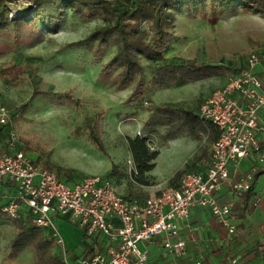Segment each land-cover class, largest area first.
Segmentation results:
<instances>
[{
	"label": "rangeland",
	"instance_id": "1",
	"mask_svg": "<svg viewBox=\"0 0 264 264\" xmlns=\"http://www.w3.org/2000/svg\"><path fill=\"white\" fill-rule=\"evenodd\" d=\"M4 7L10 26L0 29V101L11 113L19 146L33 159H42L70 184L85 176H99L109 180L120 194L135 196H148L150 191L170 185L178 170L194 167L191 163L209 149L210 142L202 134L193 137L186 132L181 136L188 137L190 143L181 138L167 139L165 127H145L148 115L157 105L198 111L203 97L224 86L232 70L243 67L250 53L258 52L264 61V15L239 6L222 11L210 4H182L174 12L165 55L174 62H204L225 69L185 85L155 87L149 84L151 69L143 61L146 89L143 95L134 96L136 79L122 86L115 77L118 70L111 75L102 72V66L117 51L112 39L99 60L94 57L95 48L65 47L103 25L97 13L88 18L81 14L83 9L60 13L55 6H48L43 18L26 23L22 19L33 9L31 0L7 2ZM53 18L55 21H50ZM35 91L38 93L33 96ZM26 102L28 107L19 110ZM172 124L178 126V122ZM98 125L102 129L94 139L91 133ZM136 135L146 136L150 150L160 152L155 168L146 173L150 184L143 186L135 180L127 140ZM1 140L5 142L7 135ZM189 156L192 159L184 166ZM259 192L264 197V177L259 181ZM3 197L0 192V208ZM260 208L257 216L263 214ZM255 218L249 216L244 227L234 223L236 230L229 234L235 241L225 256L214 257V264H264V248L260 245L264 233ZM55 220L63 236L70 238L67 242L74 245L70 249L80 252L83 235L79 228L63 217ZM15 236V225L0 217V264H37L33 248L13 251ZM200 260L209 264L205 258ZM68 261L73 263L70 256Z\"/></svg>",
	"mask_w": 264,
	"mask_h": 264
},
{
	"label": "built area",
	"instance_id": "2",
	"mask_svg": "<svg viewBox=\"0 0 264 264\" xmlns=\"http://www.w3.org/2000/svg\"><path fill=\"white\" fill-rule=\"evenodd\" d=\"M203 120L214 123L219 138L211 146L210 165L201 171H187L178 186L145 198L120 194L109 180L85 176L73 184L33 159L19 146V134L12 127L9 109L0 101V128L7 129L6 149L0 144V183L9 182L16 195L2 207L8 216L20 219L30 212V225L45 228L56 241V253L67 264L69 251L55 217L79 227L87 238L103 241L102 249L81 255L78 264H147L145 243L161 238L165 254H187L180 238L179 221H187L196 207L207 208L230 234L236 230L232 207L218 199L226 183L237 198L252 186L258 164H264V149L258 137L264 135V61L258 52L246 58L244 68L226 84L215 89L199 110ZM252 158L254 166L237 173L241 162ZM193 264H204L196 260Z\"/></svg>",
	"mask_w": 264,
	"mask_h": 264
},
{
	"label": "trees",
	"instance_id": "3",
	"mask_svg": "<svg viewBox=\"0 0 264 264\" xmlns=\"http://www.w3.org/2000/svg\"><path fill=\"white\" fill-rule=\"evenodd\" d=\"M15 0H0V29L7 30L10 26L9 12L4 7L7 2ZM33 9L23 22L30 23L37 18H43L45 7L55 6L60 13L73 9L82 10L83 16L92 18L96 13L102 19L103 25L97 27L89 36L84 39L70 42L66 48L76 45H85L95 48L94 57L96 60L102 58L105 48L112 39L117 45L114 56L102 66V72L106 75L115 73L119 85H130L136 79L134 96L143 95L144 65L143 61L151 69L149 84L155 87L166 85H185L189 82L210 78L221 74L225 69L223 65H214L195 61H170L165 52L169 46L171 26L175 19L174 12H178L182 4L186 7L192 3L207 4L213 9L229 10L237 6L244 10L264 15V0H31ZM55 21V19H50ZM15 24L18 20L14 21ZM243 67L233 69V74L241 71ZM38 92L35 91V96ZM29 102L18 107L19 110L27 108ZM201 105V103H200ZM200 107V106H199ZM199 110V109H198ZM178 122L173 126L172 123ZM165 127L166 138L173 139L186 132L188 136L197 137L199 134H208L209 139L215 142L220 131L218 127L207 120H203L196 110L180 109L170 106L157 105L148 115L146 128ZM4 128H1L3 130ZM102 127L97 126L96 131L91 133L97 138ZM128 145L134 161V177L140 184H150L146 175L156 166L158 150H150L147 145V137L136 135L128 137ZM264 149V142H261ZM187 169L179 170L172 179L178 181ZM264 176V165L255 173L251 188L245 193L242 203L237 209L243 212H253L258 201L254 186L258 178ZM0 217L11 221L16 227V236L13 241V251L18 252L26 247H31L36 252L37 264H67L54 252L56 241L50 233L42 227L28 223L31 215L25 210L22 218L15 219L8 216L0 208ZM264 233V223L261 224ZM264 248V239L260 243Z\"/></svg>",
	"mask_w": 264,
	"mask_h": 264
},
{
	"label": "crops",
	"instance_id": "4",
	"mask_svg": "<svg viewBox=\"0 0 264 264\" xmlns=\"http://www.w3.org/2000/svg\"><path fill=\"white\" fill-rule=\"evenodd\" d=\"M210 94H208L206 97H203L202 101H204ZM4 134L7 135V129L1 130L0 128V144L3 149H6L7 141L5 140V142H3V140H1V137H3ZM201 134L209 139L208 134H204V133H201ZM258 137L261 140V142H264L263 132H259ZM177 138H181L180 140L181 141L184 140L185 143H190L189 140H187L188 137L179 136ZM177 138H173L172 141H175ZM209 142H210L209 149L207 151H204L200 155H197L196 156L197 159L193 160V162L191 163V164H194V167L188 169L187 171H201V170L206 169L210 165L211 146L214 142H212L210 139H209ZM17 149H21V147L17 146ZM190 159H192L191 156H189V159L187 158V160L184 162V166L188 163ZM254 164L255 162L252 160V158L248 157L244 159L241 162L237 170V173L243 174V173L248 172L254 166ZM263 165L264 164H258V169ZM174 176H172L171 179ZM262 177L258 178L254 186V191L257 193V197L259 199L256 204L257 205L256 209L251 213L243 212L237 209L236 206L242 203L246 194L244 193V195L241 198H237L234 195L233 191L231 190L229 183H226L223 186V188L220 190V192L218 193V199L220 202L228 203L231 205L232 214H233V222L239 227L241 226L244 227V222L249 216L253 218L256 217L255 219L260 220L259 228H261V224L264 223V197H261L260 192L258 193L259 181ZM180 179L174 182L171 181L170 185L164 187L163 189L169 186H178L180 183ZM74 180L75 179H73V181ZM141 185L143 186L144 184H141ZM163 189L161 190L157 189V191H150L151 194L148 196H135V195H129V194L128 195L122 194V195L126 197L145 198L149 196L158 195ZM0 192L4 195L3 203L1 206L3 207L16 195V188L14 185L6 181V182L0 183ZM259 208L260 210H263L262 211L263 214L260 216H257V214H259L258 213ZM56 225H57V221H56ZM179 227H180V238L183 239L186 243V248H187L186 256L177 257L173 253L165 254V249L161 243L162 237H157L154 240H151L145 243V246L147 247L149 251V259H148L147 264H188L189 261L193 259H197V258L199 259L205 258L207 259V263L214 264L216 260V258L214 257L216 256L218 257L219 255L217 254H223L225 256L227 253V249L230 248L232 243L235 241V237L229 234V231L227 230V228H225L217 219H215L213 215L211 214V212L207 208H204V207L194 208L187 221H183V220L179 221ZM57 228L59 232L61 233V235L63 236L58 225H57ZM79 230L81 232V235H83V239H81V242L79 245L81 249L80 252L71 250L70 248L74 245L71 244L70 242H67V239H70L69 237L66 236L67 237L66 238L63 236L67 244L69 256L73 261L72 264H78V258L79 256L83 254L90 256L91 254L101 250L102 245H103V241H101L100 243L96 241L95 239L87 238L80 228ZM216 250H220V251L218 253H214Z\"/></svg>",
	"mask_w": 264,
	"mask_h": 264
}]
</instances>
